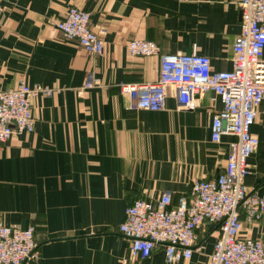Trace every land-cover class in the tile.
I'll return each mask as SVG.
<instances>
[{
  "label": "crops",
  "instance_id": "obj_1",
  "mask_svg": "<svg viewBox=\"0 0 264 264\" xmlns=\"http://www.w3.org/2000/svg\"><path fill=\"white\" fill-rule=\"evenodd\" d=\"M238 1L1 0L0 89L23 81L58 90L31 100L32 133L0 146V223L34 227L39 257L30 264H168L161 247L125 263L128 243L118 232L125 209L162 192L174 204L193 182L215 179L235 138L211 141L221 108L212 92L188 111L170 90L161 111L131 108L119 85L155 82L159 59L133 57L127 43L153 41L160 55L195 53L210 59L212 72L230 71ZM70 7L89 14L93 32L105 30L101 55L55 30ZM89 73L98 85L81 91ZM250 134L258 146L244 185L264 195V98ZM196 235L191 259L173 264H208L218 230L204 224ZM239 237L264 243V219L243 223Z\"/></svg>",
  "mask_w": 264,
  "mask_h": 264
},
{
  "label": "built area",
  "instance_id": "obj_2",
  "mask_svg": "<svg viewBox=\"0 0 264 264\" xmlns=\"http://www.w3.org/2000/svg\"><path fill=\"white\" fill-rule=\"evenodd\" d=\"M1 2V0H0ZM240 34L233 43L232 68L227 72H212L206 56L160 55L153 41L131 40L127 49L133 57H158L157 79L148 84L119 85L136 110L158 112L170 90L177 108L188 111L197 96L212 92L220 103L210 125V139L219 143L223 136L235 140L229 145L225 169L212 180L192 183L188 195L179 196L173 204L169 192L155 199H137L125 209L118 232L128 243L125 260H145L161 247L165 260L173 264L189 261L197 242L196 232L204 225H213L218 237L208 264H264V243L241 239L242 224L252 225L264 219V195L248 192L244 180L249 174V157L258 140L250 134L257 108L264 98V0H239ZM2 11L0 5V12ZM65 40L76 41L88 54L101 55L102 36L89 27V14L70 7L65 18L54 24ZM98 85L91 73L80 89ZM58 90L46 86H28L19 81L14 88L0 89V146L11 136L32 133L34 119L31 100L51 97ZM34 227L21 229L0 223V264H30L39 257Z\"/></svg>",
  "mask_w": 264,
  "mask_h": 264
},
{
  "label": "water",
  "instance_id": "obj_3",
  "mask_svg": "<svg viewBox=\"0 0 264 264\" xmlns=\"http://www.w3.org/2000/svg\"><path fill=\"white\" fill-rule=\"evenodd\" d=\"M241 19V18H240Z\"/></svg>",
  "mask_w": 264,
  "mask_h": 264
}]
</instances>
